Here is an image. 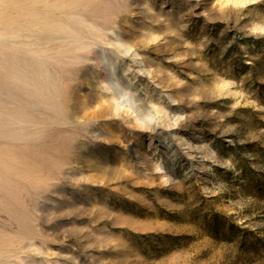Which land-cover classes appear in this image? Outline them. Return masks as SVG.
<instances>
[{"label": "rangeland", "instance_id": "1", "mask_svg": "<svg viewBox=\"0 0 264 264\" xmlns=\"http://www.w3.org/2000/svg\"><path fill=\"white\" fill-rule=\"evenodd\" d=\"M0 264H264V0H0Z\"/></svg>", "mask_w": 264, "mask_h": 264}, {"label": "bare ground", "instance_id": "2", "mask_svg": "<svg viewBox=\"0 0 264 264\" xmlns=\"http://www.w3.org/2000/svg\"><path fill=\"white\" fill-rule=\"evenodd\" d=\"M123 47H124V53L130 54V48L126 47L125 45H123Z\"/></svg>", "mask_w": 264, "mask_h": 264}]
</instances>
